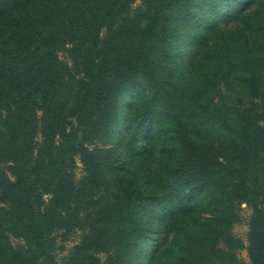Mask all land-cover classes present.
Here are the masks:
<instances>
[{
  "label": "trees",
  "instance_id": "16d2710c",
  "mask_svg": "<svg viewBox=\"0 0 264 264\" xmlns=\"http://www.w3.org/2000/svg\"><path fill=\"white\" fill-rule=\"evenodd\" d=\"M203 8L0 0V264H241V249L264 264V0L180 50ZM101 174L121 176L119 197L87 194ZM241 203L247 245L232 231Z\"/></svg>",
  "mask_w": 264,
  "mask_h": 264
},
{
  "label": "rangeland",
  "instance_id": "374dc122",
  "mask_svg": "<svg viewBox=\"0 0 264 264\" xmlns=\"http://www.w3.org/2000/svg\"><path fill=\"white\" fill-rule=\"evenodd\" d=\"M139 1V0H138ZM260 0H252L243 11H240L242 6L240 5L241 1H237L234 3L232 7H228L229 1L228 0H216L215 3H218L216 10H213L214 4L211 1H204L201 0V3L205 5L203 10H200L196 14V19L193 21H183L181 25V33L177 40V46L180 50L189 49L195 41V32L196 31H203L205 33L210 26H218L223 29H231L235 27V24L239 22L240 15L245 12H252L258 5ZM247 2V1H243ZM227 4V5H226ZM244 3H242L243 5ZM203 11H207L209 15L202 16ZM60 56L63 61L68 63L73 69L75 67L74 62L70 56V51L68 49H63L60 51ZM175 66L178 68V73L176 72L178 78L180 79V83L182 86L187 85L185 82H188V75L189 73L185 70L184 66L179 63H176ZM187 75V76H186ZM124 112H130L131 116L135 115L134 108H130V106H125L123 108ZM149 141V146L153 140L151 138L145 140V145H147ZM123 141H119L118 145L121 147ZM102 141L100 138L96 137L93 143L88 144L90 150H95L97 147L102 146ZM152 158V162L154 164L157 163L158 153H157V144L153 142V148L147 152ZM78 167L75 169V178L81 184L83 181L84 176L87 174L84 170L83 164L80 162L79 158L77 159ZM127 176H130L129 170L125 172ZM121 176L115 175L110 176L106 174L100 175L99 183L96 187L92 188L89 187L87 190L88 195H92L98 197L100 195H105L106 198L114 199L119 197L124 190L123 183L121 181ZM238 211L240 213V220L233 225L232 231L233 233L240 237L244 243L247 245L248 242V231L249 225L248 221L252 213V208L247 205V203H241L238 205ZM168 235V234H167ZM167 235L164 237L166 238ZM81 233L78 232L74 235L69 241L65 243V248L63 250L58 251L57 253V260L59 263L63 261L64 258H67L70 254L71 249L75 244H77L80 240ZM15 244L20 243V240L13 239ZM238 255L241 258V264H249V257L247 249H241L238 251ZM150 257L149 253L144 255L146 260Z\"/></svg>",
  "mask_w": 264,
  "mask_h": 264
}]
</instances>
